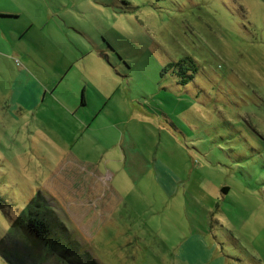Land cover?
I'll return each mask as SVG.
<instances>
[{"label": "rangeland", "instance_id": "1", "mask_svg": "<svg viewBox=\"0 0 264 264\" xmlns=\"http://www.w3.org/2000/svg\"><path fill=\"white\" fill-rule=\"evenodd\" d=\"M0 15V240L40 191L97 264H264V0ZM25 89L40 99L13 109Z\"/></svg>", "mask_w": 264, "mask_h": 264}, {"label": "trees", "instance_id": "2", "mask_svg": "<svg viewBox=\"0 0 264 264\" xmlns=\"http://www.w3.org/2000/svg\"><path fill=\"white\" fill-rule=\"evenodd\" d=\"M168 66L182 84L192 81L197 70L189 57ZM227 190V187L221 188L223 193ZM0 258L6 264H97L71 239L40 191L14 219L9 218L8 230L0 240Z\"/></svg>", "mask_w": 264, "mask_h": 264}, {"label": "crops", "instance_id": "3", "mask_svg": "<svg viewBox=\"0 0 264 264\" xmlns=\"http://www.w3.org/2000/svg\"><path fill=\"white\" fill-rule=\"evenodd\" d=\"M0 18H2V17H0ZM32 85L36 89L39 88L38 90L40 91V87L38 84H35L33 82ZM38 95H39L38 91H35L34 89H31L29 91L27 89H25L24 92L19 93V96L17 97L18 99L16 101V106H13L12 108L15 110H18V107H24L25 108L24 112H27L28 109L31 108L40 99ZM84 102H85V98H84ZM80 108H81V105L79 104V109ZM21 113H22V111H21ZM68 153L71 155V160L68 159V157H67V160L73 162L74 161L73 156H72L73 154L70 152H68Z\"/></svg>", "mask_w": 264, "mask_h": 264}]
</instances>
